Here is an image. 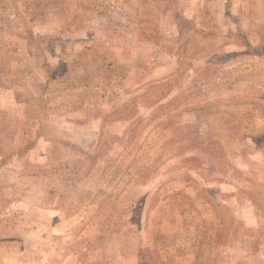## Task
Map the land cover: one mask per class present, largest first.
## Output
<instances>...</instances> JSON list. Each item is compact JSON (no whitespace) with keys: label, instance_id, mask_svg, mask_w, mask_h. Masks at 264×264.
<instances>
[{"label":"rangeland","instance_id":"374dc122","mask_svg":"<svg viewBox=\"0 0 264 264\" xmlns=\"http://www.w3.org/2000/svg\"><path fill=\"white\" fill-rule=\"evenodd\" d=\"M0 264H264V0H0Z\"/></svg>","mask_w":264,"mask_h":264}]
</instances>
